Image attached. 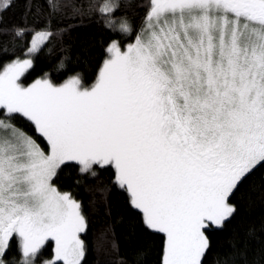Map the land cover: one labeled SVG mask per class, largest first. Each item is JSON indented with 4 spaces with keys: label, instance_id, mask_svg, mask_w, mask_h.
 I'll return each instance as SVG.
<instances>
[{
    "label": "snow or ice",
    "instance_id": "snow-or-ice-1",
    "mask_svg": "<svg viewBox=\"0 0 264 264\" xmlns=\"http://www.w3.org/2000/svg\"><path fill=\"white\" fill-rule=\"evenodd\" d=\"M215 234L264 264V0H0V264H205Z\"/></svg>",
    "mask_w": 264,
    "mask_h": 264
},
{
    "label": "trees",
    "instance_id": "trees-1",
    "mask_svg": "<svg viewBox=\"0 0 264 264\" xmlns=\"http://www.w3.org/2000/svg\"><path fill=\"white\" fill-rule=\"evenodd\" d=\"M9 17L11 18V13L8 14ZM34 76L37 75L36 73L33 74ZM31 79V78H30ZM19 126L22 127L26 132H28L29 134H32V128L24 123L23 121H20L18 122ZM81 195H84L83 193ZM86 200V198H85ZM87 202V200H86ZM100 226V221L99 220H96L94 219V227H99ZM91 235V233H90ZM221 235L222 234H215L214 237H213V248L212 250L207 254L206 258H205V264H214V257H215V253L216 251L218 250V246H219V243L221 242ZM50 248L49 247H46L44 249V254L45 256L48 255V253L50 252ZM89 264H91V258H90V261H89Z\"/></svg>",
    "mask_w": 264,
    "mask_h": 264
}]
</instances>
